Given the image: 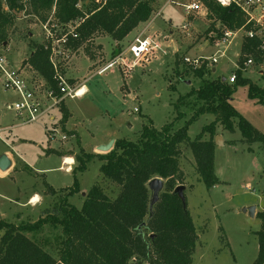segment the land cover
Listing matches in <instances>:
<instances>
[{
  "label": "rangeland",
  "instance_id": "rangeland-1",
  "mask_svg": "<svg viewBox=\"0 0 264 264\" xmlns=\"http://www.w3.org/2000/svg\"><path fill=\"white\" fill-rule=\"evenodd\" d=\"M193 2L200 3L197 0H157L151 20L139 25L137 32L122 45H116L107 35L94 38L87 44L95 56L94 66L83 49L86 45L77 52L65 47L66 34L61 35L56 21L42 24L26 13L29 7L14 14V24L7 32L8 41L0 45V55L31 82L45 102V113L36 122L22 124L12 108L18 96L5 90L0 75V130L7 131L12 127L19 155L9 151L16 162L10 170L15 168L17 173L7 176L8 170L2 172L6 177H0V221L20 226L53 213L66 194L61 190L73 185L72 170L78 165L75 159L69 165L64 157L79 154L82 143L87 153L94 151V154L104 155L93 150L98 143L108 139L138 142L143 127L151 125L150 121L160 130L182 113L183 117L174 123L173 131L185 126L202 102L196 96L183 101L180 98L192 89H199L202 80L192 75L183 58L214 55L218 48L203 45L211 34L218 33V30L207 33L208 30L212 26L220 27L219 22L208 18L205 7L199 12L187 13L186 7ZM185 25L187 30L183 29ZM147 35L158 48L154 47L143 62L136 65L128 47L136 37L148 38ZM51 39L52 58L60 72L71 88H86V92L82 97L66 98L48 110L53 102L50 98L45 99L49 85L24 63L32 52V44ZM220 49L225 50V46ZM239 51L240 38H236L226 55H219L220 63L214 66L216 72L206 75L205 79L214 80L218 76L228 79L237 69ZM119 58L124 60L117 61ZM111 63L109 69L98 74ZM260 68L258 64L252 65L243 73V78L264 89V72L260 73ZM177 70L182 73V78L177 75ZM232 105L264 135V104L250 98L248 86L236 88ZM62 108L71 112L68 128H79L80 146L77 138L70 135L72 131H63ZM214 119L213 115L200 117L190 126L189 138L195 140ZM4 133L0 134V153L9 149L4 142ZM217 137H220L219 145L216 144ZM209 139L210 134L205 133L203 140ZM214 143L215 173L220 184L212 189H207L199 180L190 147L181 146L180 168L185 176L186 204L199 236L193 264H253L259 252L257 232L262 228L257 213L264 209V144L250 145L238 129L230 133L220 125L216 127ZM101 166L102 162L95 158L88 164L87 171L78 176L80 193L69 200L78 209L96 185L112 200L119 195L121 187L102 175ZM34 197H38V201L32 203ZM251 207L256 208L254 217L249 214ZM4 233V230L0 231V240ZM60 233L61 228L47 226L36 234L26 233V236L58 259L55 237ZM129 264L146 263L132 260Z\"/></svg>",
  "mask_w": 264,
  "mask_h": 264
},
{
  "label": "trees",
  "instance_id": "trees-1",
  "mask_svg": "<svg viewBox=\"0 0 264 264\" xmlns=\"http://www.w3.org/2000/svg\"><path fill=\"white\" fill-rule=\"evenodd\" d=\"M197 1L208 10L209 19L220 23V29L212 26L207 33L218 30L220 34L224 27L237 30L244 26V15L235 8H224L215 0ZM156 2L32 0L25 5L23 0H0V45L8 41L7 32L14 24V14L29 7L26 13L35 16L42 24H47L49 20L56 21L61 35L66 34L65 47L68 50L77 52L86 45L83 49L91 59H95L87 46L90 41L107 35L113 41L122 42L139 25L151 20ZM70 28H73L77 38L72 37ZM257 45V41L243 42L240 65L246 60L243 55ZM52 50V40L32 44V52L24 65L36 71L56 90ZM254 56L256 64H261V55L254 53ZM189 70L195 78L202 80V85L199 89H192L180 101L196 96L202 104L185 126L173 131L174 123L183 117L179 113L175 121L160 130L150 121L151 125L143 127L138 142L116 140L108 154H90L80 147L79 154L73 156L78 163L72 170L74 183L61 190L66 194L53 213L20 226L0 221V231L5 232L0 240V264H129L132 260L146 264H193L199 236L188 208L174 194V190L185 181L180 168L181 146L188 145L192 150L199 180L207 189L219 185L215 173L216 127L220 125L230 133L238 129L244 141L250 145L264 144V135L232 105V96L237 87L248 86L250 98L258 100L260 104H264V89L243 78L242 70L237 71L235 84L223 82L221 76L214 80L205 79L206 75L214 73L206 66L198 69L190 67ZM177 75L182 78L179 70ZM62 111L65 132L69 112L64 108ZM204 115H213L215 119L192 141L188 135L189 128ZM205 133L210 134L209 140H203ZM70 135L74 136L76 132L72 131ZM77 142L80 146L78 138ZM95 158L102 162V175L118 184L121 190L112 200L96 185L78 209L69 200L80 193L78 176L87 171L88 164ZM156 177L166 180L165 191L150 212L151 193L147 185ZM51 191L57 195L53 188ZM257 218L261 220L262 228L257 232L259 252L253 264H264V209L257 213ZM47 226L61 228V233L55 237L58 259L26 236V233L36 234Z\"/></svg>",
  "mask_w": 264,
  "mask_h": 264
},
{
  "label": "built area",
  "instance_id": "built-area-1",
  "mask_svg": "<svg viewBox=\"0 0 264 264\" xmlns=\"http://www.w3.org/2000/svg\"><path fill=\"white\" fill-rule=\"evenodd\" d=\"M179 1V0H178ZM220 6L224 8H235L240 11L245 17V24L243 27L237 30H230L226 27L220 30V34L213 33L211 38L206 41V46L211 45L218 48V50L211 57H199V58H183L184 64L193 67L194 69L201 68L206 66L208 69H213V72H216L215 65L220 63L219 55H226L227 49L232 45L233 41L236 38H240V51L238 54L237 69L231 76L226 79L230 84H235L237 81V71L242 70L246 72L247 68H251L252 65H256V60L254 53H258L262 57V63L264 64V0H215ZM32 2V0H23V3L27 5ZM204 8L202 3H191L186 7L187 13L199 12ZM48 25L45 26L47 29ZM184 30H187V25L184 26ZM220 29V27H217ZM73 38H77V34L74 33V30L70 32ZM50 36V33H49ZM52 40V39H51ZM245 40L257 41L258 45L256 48L252 49L248 53H245L243 56L246 59L243 65H240V58L242 55L243 42ZM53 42V40H52ZM65 44L67 43V38L63 39ZM154 45V46H152ZM205 46V47H206ZM221 46H225V50L221 51ZM155 47L158 48V45L153 43L151 38H142L136 37L133 42L128 47V52L136 60V65L148 56V53ZM53 51V50H52ZM54 54V52H53ZM53 57V55H52ZM51 57V63L54 68V82L56 83V90L51 88L45 97V99L50 98L52 104H50L51 109L53 106H56L58 103L64 101L66 98H78L79 89H73L68 84L67 80L64 78L60 72L57 64L53 61ZM124 60L119 58L117 61ZM114 61V62H117ZM113 62V63H114ZM111 63L103 70L99 71L98 74L105 72L113 64ZM0 75L3 78V86L5 90L14 92L18 98L12 104V108L16 111L22 124H28L36 122L41 116L45 113L44 106L45 102L39 93L34 88L29 80L24 76L20 69L13 68L8 60L0 55ZM47 84V83H46ZM48 85V84H47Z\"/></svg>",
  "mask_w": 264,
  "mask_h": 264
},
{
  "label": "water",
  "instance_id": "water-1",
  "mask_svg": "<svg viewBox=\"0 0 264 264\" xmlns=\"http://www.w3.org/2000/svg\"><path fill=\"white\" fill-rule=\"evenodd\" d=\"M222 81L226 82V79L223 78ZM187 84H190V82H187ZM115 142L116 140H111L108 144L99 146L98 152L103 153V154L110 153L115 145ZM216 144L217 145L220 144V137L216 138ZM11 166H12V162L10 158L6 154L2 155L0 157V170L2 172H6L7 170L11 168ZM165 185H166L165 180L159 177L152 179L148 183L147 187L151 193L150 205H149L150 212L153 211L154 206L159 202L160 196L164 192ZM185 190H186V187L184 185H180L174 190V194L178 195L181 198L184 206L187 207L186 198H185ZM246 211L247 210H244V212ZM249 214L250 216L254 217L256 214V208L251 207L249 209Z\"/></svg>",
  "mask_w": 264,
  "mask_h": 264
},
{
  "label": "crops",
  "instance_id": "crops-1",
  "mask_svg": "<svg viewBox=\"0 0 264 264\" xmlns=\"http://www.w3.org/2000/svg\"><path fill=\"white\" fill-rule=\"evenodd\" d=\"M142 24H144V23H142ZM141 24V25H142ZM149 28V27H148ZM148 31H149V29H148ZM137 32V28L131 33V34H129L122 42H116V41H114V43L116 44V45H122V44H124V42L125 41H127L129 38H130V36L131 35H133L134 33H136ZM146 37H148V35L146 36ZM98 45V44H97ZM206 46V43L203 45V47H205ZM198 50L200 51L201 50V48H198ZM92 60V64L91 65H95L94 63V59H91ZM89 63L91 62L90 60H87ZM92 66V67H93ZM259 67H261L260 69V73H263L264 72V64L263 65H258ZM91 67V66H90ZM263 68V69H262ZM85 90H86V88H85ZM69 113H71V112H69ZM71 121V120H70ZM70 121L66 124L67 125V128H66V131L65 132H67V131H73V132H76V135H74V136H72V137H76V138H78L79 139V141L80 142H82V140H81V135L79 134V128H76L75 126H73V128L70 130L69 128H68V125H69V123H70ZM2 130H0V134H2V132H5L4 133V136H5V138H4V142H5V144H7V146H8V150H6V151H2L1 153H0V157L2 156V155H4V154H6L9 158H10V160H11V162H12V166H11V168L12 167H15L16 166V162H15V160L13 159V157L11 156V153L9 152V151H11L12 153H14V154H16V156H18L19 157V155H18V151H17V143L14 141V140H16V138H14V137H12V135H13V133H12V127H8V129H7V131H2ZM78 131V132H77ZM110 140L111 139H108L107 141H103V142H101V143H98L94 148H93V150H96L97 151V153H99L98 152V147L99 146H101V145H105V144H108L109 142H110ZM81 144V143H80ZM81 148H83V149H85L84 147H83V143L81 144V146H80ZM92 150V151H93ZM85 151L87 152V150L85 149ZM94 152V151H93ZM93 152H91V153H93ZM49 156V155H48ZM64 157V156H63ZM62 158V157H61ZM66 160L68 159V158H70V159H72L73 160V162H74V157H64ZM63 158V159H64ZM18 161H19V158H18ZM67 162V161H66ZM69 165H71V164H69ZM72 169H73V167H71ZM15 170V168H13L12 170H10L9 169V171H8V175L7 176H12V174L13 173H17V172H15L14 171ZM1 171V170H0ZM6 171V172H7ZM14 171V172H13ZM4 173V172H3ZM4 174H2V171L0 172V177H6V176H3ZM51 186V185H50ZM25 206H26V203L24 204Z\"/></svg>",
  "mask_w": 264,
  "mask_h": 264
},
{
  "label": "bare ground",
  "instance_id": "bare-ground-1",
  "mask_svg": "<svg viewBox=\"0 0 264 264\" xmlns=\"http://www.w3.org/2000/svg\"><path fill=\"white\" fill-rule=\"evenodd\" d=\"M86 92V90L83 88V89H80V92H79V96H82L84 95ZM67 163L68 164H72L73 163V160L72 159H67ZM38 201V197H34V199L32 200V203H35Z\"/></svg>",
  "mask_w": 264,
  "mask_h": 264
}]
</instances>
